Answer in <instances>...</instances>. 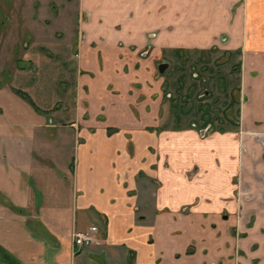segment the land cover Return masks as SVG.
I'll return each instance as SVG.
<instances>
[{
  "label": "crops",
  "instance_id": "obj_1",
  "mask_svg": "<svg viewBox=\"0 0 264 264\" xmlns=\"http://www.w3.org/2000/svg\"><path fill=\"white\" fill-rule=\"evenodd\" d=\"M74 1L0 19V264H264V0H77L78 48L43 39ZM70 49L62 121L42 70Z\"/></svg>",
  "mask_w": 264,
  "mask_h": 264
},
{
  "label": "rangeland",
  "instance_id": "obj_2",
  "mask_svg": "<svg viewBox=\"0 0 264 264\" xmlns=\"http://www.w3.org/2000/svg\"><path fill=\"white\" fill-rule=\"evenodd\" d=\"M1 1L4 4V10L0 9V19L1 20L3 18L9 19L10 17L12 18V16H14V14L17 12V10L10 7V5L14 2V0H1ZM32 1L33 0H30L31 3ZM40 1L45 3V2H48L49 0H40ZM52 1H54L53 6L55 5V3H60V0H52ZM74 3H75L74 6L69 5L68 8L65 9L64 12H62L60 16L57 12H54L53 10L50 13H48V11H45L44 9H42L41 15L43 16L47 15L50 17L52 14L53 15L52 17H54L52 20V24H50L49 26L42 25L41 30L38 31V33L43 39H46L48 40V42H52L53 44H60V45L75 44V48L76 49L78 48L76 41L78 39L82 40L81 31H79L80 30L79 21L82 20L83 17L81 15V12L78 9L77 0L74 1ZM27 16L29 17L30 15H27ZM8 23L9 22H7L5 25L8 26ZM10 23H11V20H10ZM58 29H60L59 32H57ZM11 32L17 33V30H15V26L12 27ZM52 37H54V40ZM76 53H77V50H76ZM74 54H73V51H71V49L70 51L68 50V56L64 55L62 52H58L57 55L49 57V60H50L49 62L53 65V67H49L48 70H46L45 68L44 70H42L43 79L46 80V78H48L49 81L51 80L50 82L47 81V83L45 84L46 89L49 91L50 97L46 98V100H44L46 102L42 103V105H50V106L53 105L54 106L55 104L56 105L58 104V108H56L55 110L60 112L59 117L63 119L62 121H67V120H64V118L65 117L70 118L73 115L72 114L73 112L71 109L72 106H71L70 101L75 96V93H74L75 92V82L71 79L69 72H67V68L69 69L70 66L73 65V63L81 64V58H82L81 56L82 54L80 51H79L80 56H78L79 57L78 59L74 60L73 58ZM210 60L211 58L209 56L204 55V56L199 57V60L196 64H195L196 57L191 59L190 63L193 64L192 66H196V67L201 66L202 68L201 69L198 68V71H200V73H203V74L205 73L204 75L203 74L202 75L207 77L209 74L205 72L206 70L204 69V65L209 64ZM8 61L12 62L13 59L10 58L8 59ZM1 63H2V59H0V64ZM174 68H175V64L173 63L171 70L168 71L167 73L171 84L175 81L176 70ZM156 76H160L157 68H156ZM199 79H202V77H199ZM49 83H51L52 87L49 86ZM200 84H201L200 86H206V87H209L210 85V83L204 82V79L201 80ZM171 89L173 90L172 93L174 95L175 94L174 86H171ZM185 111H186V108L183 109V112ZM239 182H240V176L236 175L234 178V184L238 185Z\"/></svg>",
  "mask_w": 264,
  "mask_h": 264
},
{
  "label": "built area",
  "instance_id": "obj_3",
  "mask_svg": "<svg viewBox=\"0 0 264 264\" xmlns=\"http://www.w3.org/2000/svg\"><path fill=\"white\" fill-rule=\"evenodd\" d=\"M98 232V226L96 225H92L82 231L75 232L73 236L74 244L78 247L89 246L96 241V235Z\"/></svg>",
  "mask_w": 264,
  "mask_h": 264
},
{
  "label": "flooded vegetation",
  "instance_id": "obj_4",
  "mask_svg": "<svg viewBox=\"0 0 264 264\" xmlns=\"http://www.w3.org/2000/svg\"><path fill=\"white\" fill-rule=\"evenodd\" d=\"M79 53H76V55H75V58L76 59H78L79 57ZM163 62H167V63H169V67H168V69L163 73V74H160V72H159V74H160V76H164V75H166L167 73H168V71H170L171 70V67H172V63L171 62H169V61H167V60H165V61H160V62H158V64H157V70H158V65L160 64V63H163ZM76 65H79V64H76ZM197 75H200L199 73H196ZM197 75H196V77H197ZM201 80H203V76H202V79H200V82L199 83H201ZM209 89L207 88V87H205V88H203L202 89V92L199 94V96H200V98H202V97H205V96H208L209 95ZM167 98H169V99H173V100H178V95L176 96L175 95V97H174V95H173V93L172 92H168V94H167ZM182 111H183V109H182ZM183 113H185V112H183ZM193 127H196V124H193ZM208 131H209V128H208V126L207 127H203V128H201L200 130H199V134H200V136L202 137V138H204V137H206L208 134Z\"/></svg>",
  "mask_w": 264,
  "mask_h": 264
},
{
  "label": "water",
  "instance_id": "obj_5",
  "mask_svg": "<svg viewBox=\"0 0 264 264\" xmlns=\"http://www.w3.org/2000/svg\"><path fill=\"white\" fill-rule=\"evenodd\" d=\"M169 67V63L167 62H163V63H160L158 65V71L160 72V74H163Z\"/></svg>",
  "mask_w": 264,
  "mask_h": 264
},
{
  "label": "trees",
  "instance_id": "obj_6",
  "mask_svg": "<svg viewBox=\"0 0 264 264\" xmlns=\"http://www.w3.org/2000/svg\"><path fill=\"white\" fill-rule=\"evenodd\" d=\"M19 94L22 95V96H24V97H26L29 100V98L24 93L19 92Z\"/></svg>",
  "mask_w": 264,
  "mask_h": 264
}]
</instances>
